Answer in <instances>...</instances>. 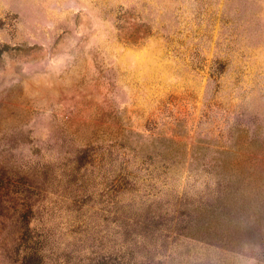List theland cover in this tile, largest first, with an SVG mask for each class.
I'll return each mask as SVG.
<instances>
[{"label": "rangeland", "instance_id": "obj_1", "mask_svg": "<svg viewBox=\"0 0 264 264\" xmlns=\"http://www.w3.org/2000/svg\"><path fill=\"white\" fill-rule=\"evenodd\" d=\"M113 141L163 153L216 228L155 264H264V0H0V241L23 231L7 215L33 168Z\"/></svg>", "mask_w": 264, "mask_h": 264}, {"label": "trees", "instance_id": "obj_2", "mask_svg": "<svg viewBox=\"0 0 264 264\" xmlns=\"http://www.w3.org/2000/svg\"><path fill=\"white\" fill-rule=\"evenodd\" d=\"M71 156L64 164L31 170L26 211L7 215L23 231L10 243L0 241V258L10 264H155L158 248L177 238L216 244V228L202 207H191L186 193L174 187L175 165L160 151L138 155L113 141ZM58 179L63 191L55 192ZM216 185L214 200L206 203L212 211L225 192L222 182ZM4 189L0 180L1 220L8 201ZM41 204L45 218L36 225ZM55 216L70 219L73 227L61 231L52 224Z\"/></svg>", "mask_w": 264, "mask_h": 264}]
</instances>
